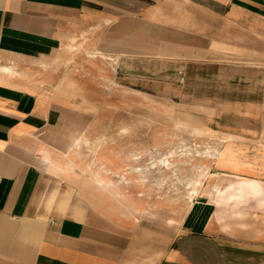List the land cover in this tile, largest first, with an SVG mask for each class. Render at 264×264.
Instances as JSON below:
<instances>
[{"label": "crops", "instance_id": "obj_1", "mask_svg": "<svg viewBox=\"0 0 264 264\" xmlns=\"http://www.w3.org/2000/svg\"><path fill=\"white\" fill-rule=\"evenodd\" d=\"M232 90L264 98V0H0V264H264V200L215 207L264 186V101ZM158 106L211 109L224 157L191 229L141 241L69 157L110 131L140 138Z\"/></svg>", "mask_w": 264, "mask_h": 264}, {"label": "rangeland", "instance_id": "obj_2", "mask_svg": "<svg viewBox=\"0 0 264 264\" xmlns=\"http://www.w3.org/2000/svg\"><path fill=\"white\" fill-rule=\"evenodd\" d=\"M243 78L253 79L254 76L232 74V83ZM259 79L260 77H256L253 80L259 81ZM195 87L197 86H191L190 90ZM249 89L252 90L253 86ZM236 93L241 97L251 96V100L254 101L262 99L264 101L263 92L260 91L232 90V95ZM205 95H213V92H205ZM169 109L171 116L168 115ZM212 114L214 113L211 109L207 111L203 107L195 106L171 108L158 106L150 115L142 110L140 138H120L116 131H110L107 136L93 139L92 144L86 148V153L77 151L74 156L69 157L73 168L76 169L74 173L77 178H88L93 181V193L101 196L102 201L104 198L109 199V205L112 206L115 215L124 213L127 230L133 228V233L140 236L141 241H148V236L151 237L154 233L158 240L166 238L170 227L174 231L189 230L192 224L187 213L197 197L196 192L190 189L187 182L198 178L204 179L207 176L206 164L212 159L208 155L212 153V148L208 149V145H212V140L207 138L209 133L205 129L207 128L205 119L207 115ZM149 118L155 120V123L149 122ZM258 125V123L239 120L232 122V126L242 129L250 126L257 128ZM165 153H168L170 168L160 172H148L145 167L164 158ZM141 169L147 173V179L143 180L134 172ZM162 172L165 178L160 183ZM105 184L116 186L119 193L117 194L116 190L104 189L102 185ZM208 187L209 185L203 187V192ZM239 187L247 190L240 194H232V186L223 189L215 207L229 205L232 208V205L238 206L256 196L264 200V193L256 188L242 184ZM197 189L199 192L202 185ZM193 209H197V204ZM196 213L195 211L193 214ZM217 215L216 211V217ZM199 217H202V214ZM187 221L189 223H186Z\"/></svg>", "mask_w": 264, "mask_h": 264}, {"label": "bare ground", "instance_id": "obj_3", "mask_svg": "<svg viewBox=\"0 0 264 264\" xmlns=\"http://www.w3.org/2000/svg\"><path fill=\"white\" fill-rule=\"evenodd\" d=\"M185 142V141H184ZM184 142H183V144H184ZM189 142V141H188ZM235 143H237V142H235ZM182 144V143H181ZM187 145V144H186ZM228 145V144H227ZM184 146V145H183ZM234 146V145H233ZM187 147V146H186ZM189 149V148H188ZM233 149V148H232ZM262 149H264V148H262ZM240 150V149H239ZM183 151V150H182ZM186 151V150H185ZM233 151H235V150H233ZM230 152V151H229ZM242 152H245V151H242ZM259 152V151H258ZM233 153V152H232ZM239 153V152H238ZM254 153V152H253ZM170 154H172V152H170ZM252 154V153H251ZM251 154H249V155H251ZM165 157L164 158H160V160L159 161H155V163H151L150 165H147L145 168L146 169H148V172H153V171H161V170H168L169 168H170V166H171V163H170V161H169V157H168V153H165ZM201 155V154H200ZM212 159H215V158H217V159H219V160H222L223 159V157H224V154H222V153H220V152H218V150H216L214 153H209L208 154ZM255 155V154H254ZM228 156V155H227ZM232 156V155H231ZM208 157V156H207ZM244 157V156H243ZM264 157V156H263ZM257 158V157H256ZM241 160V159H240ZM230 161V160H229ZM242 161V160H241ZM262 163V162H261ZM248 165V164H247ZM256 165H258V164H256ZM261 166V165H260ZM145 170H135L134 172L136 173V174H138L143 180L144 179H147V176H146V172H144ZM161 177L159 178V182L161 183L162 181H164V173L162 172L161 173ZM164 175V176H163ZM210 177V176H209ZM212 177V176H211ZM210 177V178H211ZM179 178V177H178ZM126 179H124V181H125ZM203 180L204 179H201V178H198V179H196V180H191V181H188L187 182V185L188 186H190V189H192V191L194 192H196V197H197V200H195V202L193 201V203L191 204V207L189 208V211L194 207V205L195 204H197L198 202H200V201H198V199L200 200L201 198H205L206 200H207V198L210 196V194H211V192H212V190H213V188L215 187V185H209V189H208V194L206 193V194H202V189H203V187H204V184H203ZM208 181V180H207ZM215 181V180H214ZM237 184H239V185H248V186H251V187H254V188H256V190H259V191H261V192H263L264 193V186H262V185H260L259 183H254V182H248V181H240V182H237ZM106 185H107V187H106ZM202 185V189L198 192V189H197V187H199V186H201ZM108 190H110V189H112V190H116L117 191V187L116 186H114V187H111V185H109V184H105L104 185ZM118 192V191H117ZM119 193V192H118ZM251 193V192H250ZM253 194V193H252ZM251 195V194H250ZM260 196V195H259ZM244 197V196H243ZM257 197V196H256ZM159 198H161V197H159ZM250 198V197H249ZM240 202V201H239ZM208 217H209V214H207V215H205V216H203L202 217V219L200 220V222H201V224H203V223H206V221H207V219H208Z\"/></svg>", "mask_w": 264, "mask_h": 264}]
</instances>
